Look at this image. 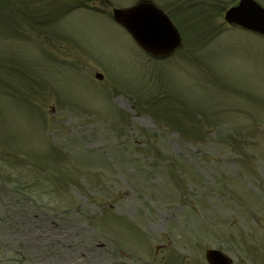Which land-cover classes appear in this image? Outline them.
Masks as SVG:
<instances>
[{
  "label": "rangeland",
  "instance_id": "obj_1",
  "mask_svg": "<svg viewBox=\"0 0 264 264\" xmlns=\"http://www.w3.org/2000/svg\"><path fill=\"white\" fill-rule=\"evenodd\" d=\"M66 1L56 25L2 22L22 73L0 76V264H264V38L215 16L162 65L108 18L139 0Z\"/></svg>",
  "mask_w": 264,
  "mask_h": 264
},
{
  "label": "water",
  "instance_id": "obj_2",
  "mask_svg": "<svg viewBox=\"0 0 264 264\" xmlns=\"http://www.w3.org/2000/svg\"><path fill=\"white\" fill-rule=\"evenodd\" d=\"M114 18L122 23L137 43L153 55H166L178 45L176 31L165 16L150 5L143 4L130 10H115ZM225 20L264 35V11L251 0H241L229 9ZM218 263L222 259L217 257Z\"/></svg>",
  "mask_w": 264,
  "mask_h": 264
},
{
  "label": "trees",
  "instance_id": "obj_3",
  "mask_svg": "<svg viewBox=\"0 0 264 264\" xmlns=\"http://www.w3.org/2000/svg\"><path fill=\"white\" fill-rule=\"evenodd\" d=\"M3 1L4 0H0V2H1V4H3ZM12 0H10V2H11ZM28 16V15H27ZM42 23H40V25H41ZM44 27H40V28H38V30H42ZM4 61H0V69H1V67H3L4 66Z\"/></svg>",
  "mask_w": 264,
  "mask_h": 264
}]
</instances>
